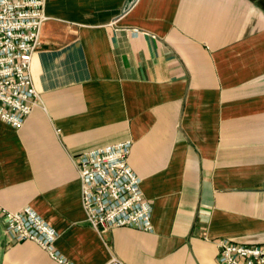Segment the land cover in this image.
Masks as SVG:
<instances>
[{"label": "crops", "instance_id": "obj_1", "mask_svg": "<svg viewBox=\"0 0 264 264\" xmlns=\"http://www.w3.org/2000/svg\"><path fill=\"white\" fill-rule=\"evenodd\" d=\"M41 99L0 118V205L36 209L69 264H222L264 245V0H46ZM131 139L153 229L94 228L78 157ZM0 264H65L5 232Z\"/></svg>", "mask_w": 264, "mask_h": 264}, {"label": "built area", "instance_id": "obj_2", "mask_svg": "<svg viewBox=\"0 0 264 264\" xmlns=\"http://www.w3.org/2000/svg\"><path fill=\"white\" fill-rule=\"evenodd\" d=\"M46 0H0V118L16 128L38 105L41 95L32 75V61L42 44L48 19ZM132 140L84 151L78 157L82 204L87 221L96 229L135 227L152 230L153 204L142 188V178L129 163ZM5 232L16 241L31 240L58 262L69 261L57 249L58 230L36 209L11 210L0 205ZM222 264H264V245L219 238ZM104 264H128L112 257Z\"/></svg>", "mask_w": 264, "mask_h": 264}]
</instances>
